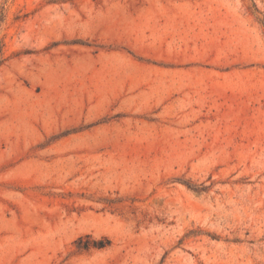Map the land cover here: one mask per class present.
Instances as JSON below:
<instances>
[{"label": "rangeland", "instance_id": "1", "mask_svg": "<svg viewBox=\"0 0 264 264\" xmlns=\"http://www.w3.org/2000/svg\"><path fill=\"white\" fill-rule=\"evenodd\" d=\"M0 264H264V0H0Z\"/></svg>", "mask_w": 264, "mask_h": 264}, {"label": "trees", "instance_id": "2", "mask_svg": "<svg viewBox=\"0 0 264 264\" xmlns=\"http://www.w3.org/2000/svg\"><path fill=\"white\" fill-rule=\"evenodd\" d=\"M194 189H196V188H194ZM100 247H103V245H102V246H100Z\"/></svg>", "mask_w": 264, "mask_h": 264}]
</instances>
